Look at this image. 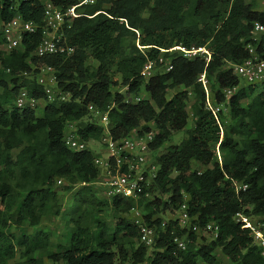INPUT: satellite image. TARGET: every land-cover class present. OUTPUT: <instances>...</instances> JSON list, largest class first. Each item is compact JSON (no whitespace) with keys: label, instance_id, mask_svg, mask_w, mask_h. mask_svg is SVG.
I'll return each instance as SVG.
<instances>
[{"label":"trees","instance_id":"trees-1","mask_svg":"<svg viewBox=\"0 0 264 264\" xmlns=\"http://www.w3.org/2000/svg\"><path fill=\"white\" fill-rule=\"evenodd\" d=\"M50 1L64 9L76 4ZM257 5V0L99 1L81 6L82 15L63 26L62 42L74 52L40 57L35 51L43 37V2L0 0V26L16 15L39 25L37 32L23 34L20 47L0 49V264H45L44 254L52 264H225L219 251L231 264H264L253 231L236 219L241 212L264 231V79L243 84L231 66L250 56V44L264 47V34L260 44L254 39V23L264 24V9ZM177 46L204 47L211 58L170 50ZM149 61L156 68L145 78L141 71ZM166 64L172 68L158 70ZM42 70L53 73L64 97L49 101L38 83ZM22 89L36 99L34 106H18ZM90 105L108 112L114 138L135 129L154 131L157 177L137 197L99 196L92 187L100 178L97 154L64 142L70 122H78L81 139L101 140L105 126L91 118ZM181 130L186 136L180 143L157 152ZM59 179L71 193L66 210ZM236 183L247 188L237 191ZM183 202L200 229L209 222L218 226L216 238L164 220L167 208L177 210ZM133 208L156 226L151 247L140 241ZM49 215L66 221V237L56 245L53 232L40 227ZM176 236L185 238V249L178 248Z\"/></svg>","mask_w":264,"mask_h":264},{"label":"built area","instance_id":"built-area-1","mask_svg":"<svg viewBox=\"0 0 264 264\" xmlns=\"http://www.w3.org/2000/svg\"><path fill=\"white\" fill-rule=\"evenodd\" d=\"M44 6V23L42 25L43 37L36 48V55L43 57L53 53H72L74 47H69L62 42L63 40V26L66 23H72L73 18L81 16L79 8L83 5H93L99 1L104 0H75L76 4L67 8H60L50 0H41ZM39 29V25L34 21H26L21 15H16L10 21L0 26V34L2 43L0 49L3 47L13 50L21 46L22 36L24 33H35ZM264 34V24L261 22L254 23V39L260 44L262 42L261 35ZM180 50L182 54L188 58L207 54L206 60L209 61L211 53L203 48L186 49L182 46H177L170 50ZM9 50V51H10ZM250 56L239 64H231L234 72L240 77L242 83L256 84L261 83L264 79V47L260 50L254 45H249ZM165 61L161 57L160 62ZM156 68L155 61H149L141 74L145 78H149L154 74ZM172 65L166 64L165 70H170ZM51 73V72H50ZM199 80L202 81L206 91H208V81L206 74L202 73ZM55 76L53 73L46 74L42 70L38 75V83L45 87L48 94L49 101H54L58 95L63 96V92L59 91L54 85ZM125 90L128 87H124ZM236 88L229 90L230 95ZM119 91L123 92V88ZM208 94V92H207ZM209 97V95H208ZM140 96L134 97L135 101H139ZM16 103L22 107L26 104L34 106L36 99L29 97L28 91L22 89L18 95ZM208 106L211 108L210 99L208 98ZM89 109L94 111L93 105ZM102 115V123L105 126L104 135L101 137L102 143L106 147V153L97 154L95 158V165L100 170L99 182L104 185L103 194L107 197L113 195H124L137 197V190H140L143 185L151 183L157 177L158 165L155 163L154 150L151 143L154 139V131L141 132L140 129L133 130L128 136L122 138H114L109 126L108 112L94 111ZM64 142L69 148L76 151H82L89 148V141L80 138L77 133V128L74 127V122H70L65 130ZM58 184H62L63 180L59 179ZM247 188V185L236 183V189ZM187 198V196H185ZM1 200V199H0ZM177 220L181 227H187L198 234L207 238L214 239L218 236V226L214 222L207 223L203 229L197 224L192 223L194 217L189 211L186 202H183L177 209ZM132 219L140 230V241L145 245L151 247L155 241L156 226L146 224L143 217V212L138 208H133L131 211ZM236 219L242 223L243 228H250L254 233L256 244L261 247L264 255V231L256 226L253 221L246 215L238 212ZM165 221L163 225H165ZM175 242L179 249H185L187 242L185 238L176 236Z\"/></svg>","mask_w":264,"mask_h":264},{"label":"rangeland","instance_id":"rangeland-1","mask_svg":"<svg viewBox=\"0 0 264 264\" xmlns=\"http://www.w3.org/2000/svg\"><path fill=\"white\" fill-rule=\"evenodd\" d=\"M257 8L260 9V10H263L264 9V0H257ZM3 49H5L4 51H9L10 49H8V47L6 46L3 47ZM158 70L160 71H164L165 70V67H161V68H158ZM245 84V82L243 83ZM123 91H125V89L123 88ZM208 92V95H209V91ZM142 95V98H146L147 97V93L146 92H142L141 93ZM140 95V96H141ZM173 95V91H169L168 92V98H171ZM211 103V101H210ZM212 104V103H211ZM226 112L229 113V108H226ZM91 118H93L95 121H98L99 123H102V115L100 113H95V112H91L90 114ZM90 116H87L83 119V121H87L88 118ZM193 124V121L192 119H190V122L188 124V127L192 126ZM74 127H78V122L74 123ZM186 136V133H185V130H181L179 132H176L172 135V139L168 142H166V144L160 149L158 150L157 152H163L166 150V147L169 145V144H172V143H180ZM88 146L90 149H92L94 151L95 154H102V156H104L103 154L106 153V147L105 145L102 143L101 140H91L89 141L88 143ZM101 180V179H99ZM98 182V183H97ZM95 183H93L92 187L94 190H97L98 191V195H103V192L101 193L100 192V189L98 188L97 185H102L99 181H97ZM66 182L63 183V184H59L58 186V189H59V192L62 193L63 195V199H62V203H63V207H64V210L68 209V207H70L71 203H72V199H71V193L67 192L66 189L64 188V185L66 186ZM104 187V185H102ZM76 188H80V186H76ZM76 189V190H77ZM104 190V188H103ZM111 214L112 212H109L108 214H106L107 216V219L110 220L111 218ZM178 212L177 210H172L171 208H167L165 210V212L163 213V217H164V220L167 221V220H170V219H174L176 216H177ZM132 216V215H131ZM157 217V215L155 216ZM253 219H256V218H253ZM66 224V221L65 219H62L61 217H52V216H46L43 220H42V223L40 225L41 228L45 229V230H49V231H52L53 232V241H54V245L57 244V242L59 241H62L65 239V234H66V230H64V226ZM32 229L33 228H30L29 231L32 232ZM219 256L221 257L222 261L225 263V264H231L230 260L222 253L219 251ZM44 261H45V264H52V262L47 258L46 254H44ZM59 264H62V263H59Z\"/></svg>","mask_w":264,"mask_h":264},{"label":"clouds","instance_id":"clouds-1","mask_svg":"<svg viewBox=\"0 0 264 264\" xmlns=\"http://www.w3.org/2000/svg\"><path fill=\"white\" fill-rule=\"evenodd\" d=\"M91 141V140H90Z\"/></svg>","mask_w":264,"mask_h":264}]
</instances>
